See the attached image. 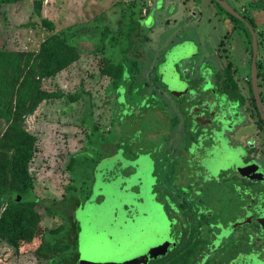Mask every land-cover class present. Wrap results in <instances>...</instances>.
<instances>
[{
	"label": "rangeland",
	"instance_id": "1",
	"mask_svg": "<svg viewBox=\"0 0 264 264\" xmlns=\"http://www.w3.org/2000/svg\"><path fill=\"white\" fill-rule=\"evenodd\" d=\"M162 1L161 5L157 0H22L0 10V52L10 53L9 58L20 52L19 62L24 65L26 61L28 74L36 82L34 97L18 100L20 106L14 98L12 109L14 123L32 139L27 169L34 195L45 204L62 199L65 186L73 178L67 169L70 158L77 154L89 157L87 169L83 166L85 180L73 182L79 189L76 198L83 204L76 217L80 264H146L145 254L151 256L166 248L169 223L165 216L159 218L158 239H151L147 233L151 223L148 214L162 212L161 205L155 204L163 201L157 196L163 191L160 179L172 184L180 173L186 178L189 170L195 171L194 183L187 178L184 185L201 188L203 195L199 199L203 207L224 219V223L238 217L234 205L236 191L228 190L227 186L236 183L233 168L239 172L235 162L242 151L231 148L246 146L243 135L253 131L238 129L245 121L242 118L245 113L216 95L215 72H221L227 64L233 67L235 81L247 102L248 119L251 123L258 121L248 81L252 43L245 28L221 10L216 0H176L184 4V10L202 8L199 23L189 22L184 10L173 22L168 13L171 0ZM225 1L239 13L249 9L255 17L260 43L257 56L263 59L264 0ZM136 5L140 10L138 35L137 31L132 34L130 24L137 19ZM64 28L66 33L55 34ZM46 40L47 44L55 42L61 46L65 55L71 54L72 63L56 74H52L51 66L44 60ZM69 44L72 51L67 47ZM109 48L117 54L111 56ZM124 52L130 61L133 56L138 58L141 74L128 83L132 95L125 94L121 86L115 103L116 94L108 91L113 81L108 60L115 57L119 62ZM11 64L6 58L3 60L0 84L9 83ZM22 69L20 78L27 70ZM157 71L161 81L154 79ZM208 75L211 82L205 86ZM205 87L219 100V106L213 104L211 109L219 115L216 124L226 125L223 129L228 130L227 134L224 130L212 134L213 122L200 124L209 115L199 106H187L186 100L190 97L188 101L195 102V95L198 101L209 100L208 93L196 92ZM156 92L154 102L158 108L153 110L154 115L149 110L146 114L140 110L141 114L133 117V105L150 101L148 94ZM6 95V90L0 92L1 106ZM86 99L102 136L107 138L111 134L109 144L98 136L90 145L86 140L90 128L81 122ZM174 115L176 120L172 124ZM130 118L136 119L130 122ZM10 123L0 116V141ZM231 123L236 130H232ZM261 139L257 151L264 154L263 131ZM121 142L127 147L119 149ZM204 147L206 156L202 157L198 152ZM1 149L0 155L4 153ZM164 149L170 157L161 155ZM7 154L9 159H15L13 151ZM187 157L194 162L193 169L188 171ZM170 163L175 166L169 167ZM19 168L9 166L6 173L10 184L16 187L18 179L14 182L11 177H21ZM166 168L170 176L163 177ZM181 183L182 179L176 185ZM4 207L5 204H0V218ZM35 210L41 217L36 233L30 241L21 240L17 247L0 242V264H54L50 259L55 252L42 247V235L58 228L63 221L46 215L40 206ZM140 230L145 235L138 233ZM222 233L227 234L225 230Z\"/></svg>",
	"mask_w": 264,
	"mask_h": 264
},
{
	"label": "trees",
	"instance_id": "2",
	"mask_svg": "<svg viewBox=\"0 0 264 264\" xmlns=\"http://www.w3.org/2000/svg\"><path fill=\"white\" fill-rule=\"evenodd\" d=\"M17 1H22V0H0V4H11V3H16ZM219 8L221 10H224L227 13V15H229V17L236 24H239L245 28V32L247 33L251 44L252 37L248 27L250 26L256 35L257 44L259 48L260 43L257 37L259 36V32H257L255 17L251 14L250 10L248 9L239 13L236 11V9H234L243 19L240 20L232 16L230 13H228L220 5ZM134 10H136L137 19H133L132 23H130L133 26V28H131V32L133 34L134 32L137 31V33L135 34L138 35L141 30V26L139 24L140 10L138 9V5L134 6ZM52 26L53 24L51 25V27ZM61 33L64 32L60 31L55 34H61ZM43 45H45V50H46L44 60L51 66L50 68L52 74L53 73L56 74L57 72L61 71L62 69H64L65 67H67L69 64L72 63L71 54L65 55L63 53L62 47L56 46L55 42H53L52 44H47V40H46V42ZM67 47L69 48L70 51H72L71 50L72 45L69 44L67 45ZM108 50L110 51V48ZM250 51L252 54V47ZM114 53L115 55L117 54L116 52ZM114 53L111 52L110 55L112 56ZM9 55L10 53L0 52V68L3 65V60H5V58L7 59L8 62L11 61L12 63L11 64L12 69L9 75V79H10L9 83L0 84V92L6 90L8 94V96L6 95L5 97H3V101L5 102L4 105L2 106L0 105V116L4 118L6 121H12V123L8 125V128L4 133L2 140L0 141V147L2 148L1 150H4V153L0 155V204H5L3 213L1 214V218H0V238H3L4 241H7V243L15 247L19 245L21 240L30 241L33 237V234L36 233V227L40 222V216L36 212L35 207L40 206L46 215L58 217L63 221V224L60 225L58 228L52 230L48 234L42 235V247H45L51 252H55L54 257L51 258L50 261L53 260L52 262L54 264H64V263L77 264L78 260H80L81 258L78 249L79 240H80V230L74 212L76 210H79L83 206V204H81L76 198V194L79 191V189H77L73 185V182L81 180V183H83V181L85 180L84 178L85 176L83 177L82 174H84L87 169V163L89 162V157L83 158L79 156L80 154H77V155H73L70 158L67 169L69 171L71 170V172L73 173V178L71 179V183L65 186L64 189L66 192H65V196L62 199L51 200L45 204L41 199H39L34 195L33 181H31L27 169L29 163L27 160L30 159L31 156L32 139L29 135L21 131L20 125H16L14 123V118H13L14 112L12 111V109H13L14 98L17 99V103L20 106V102H18V100L21 101L28 100L34 97L37 91L35 87L36 82L34 81V78L30 76V73L28 74L29 67L26 61L24 65H22L19 62L18 58L21 57L22 54L20 52L12 53L11 55H13V58H9L8 57ZM127 55L128 54L125 52L122 53V57L119 62L115 60V57L114 59L108 60V67L113 72V81L108 86V91H113L116 94L115 103H117L120 97L117 92L121 86H123V90L125 94L129 96L132 95V93L128 89V85H129L128 83L131 80H133L132 78L135 77L137 74H141L140 72L141 70L139 66L140 63L138 58L133 56L132 60L130 61ZM24 67L27 68V70L20 78L21 72L23 70L22 68ZM256 71H257V86L259 93L262 96L261 105L264 107V103H263L264 58L262 59L261 56L259 58L257 56ZM215 76H216V86H217V88L215 89V91L217 92L216 95L220 94L219 96L222 97L224 100L229 101L232 107H240L243 104L244 99L240 94V89L238 87L237 82L235 81L233 67L230 64H227L226 68H224L221 72L216 71ZM126 77L128 78L126 79ZM156 78H159L160 81L162 80L161 76L158 75V71H157V77H155L154 79ZM248 79H250L249 76ZM208 84H205V86ZM249 85H250L249 90L250 93L252 94V85L251 83ZM163 90L166 89L163 88ZM202 90L205 91V93L209 94V100L202 101V99H200L198 101L196 98L197 95H195L193 97H195L194 99L196 101L190 102L188 101L190 97L189 98L187 97L188 99L186 100L187 101L186 103L188 107L194 105V106H199L200 109H203V107L200 106L203 103L206 105L219 104V100L216 99L214 94L212 92H207V90H209L208 87H205L203 89L199 88V90H197L196 92L199 91L198 93H203ZM148 95L151 97L150 101L146 99L143 100L140 104H135L136 106L133 105V112H132L133 117L140 115L141 114L140 110H144L145 111L144 114H146L149 111L152 112L153 114V110L157 107L154 102V98L157 97V92L154 94L150 93ZM77 98L78 96H75V99ZM89 104H90L89 99H86L85 112L81 119L82 124L90 128L89 133L86 136L87 137L86 140L90 145L96 139L95 137L98 136V138L101 137L100 140L104 139L105 141H108L107 143L109 144L111 142V134L107 138H104L102 136L100 130L95 126L93 122L92 110ZM253 105L254 108L256 109L254 98H253ZM182 110L183 112L185 111V114L188 116V112L186 111V108ZM122 111L125 112V110ZM129 116L130 115L128 114L125 115L126 119H128ZM134 119L136 118H130L129 121L133 122ZM116 120L114 121V123H116ZM175 120L176 117L174 115L171 118L172 124ZM118 123L119 122H117V124ZM121 123L125 124L126 122L121 121ZM111 124H113L112 121ZM169 135L170 132L168 133L167 136L169 137ZM119 145H120L119 149L127 147V145H123L122 142ZM7 151L8 152L13 151L15 159H9ZM165 153L166 150L164 151V153H161V155L162 154L164 155ZM95 163L97 162H94V164ZM9 166L11 169L18 168L20 166L19 169H20L21 177L20 178L19 176L11 177L14 182H17L18 179L19 187H16V185H11L6 176ZM83 166L86 167V169L83 168ZM74 171L75 172L77 171V173H74Z\"/></svg>",
	"mask_w": 264,
	"mask_h": 264
},
{
	"label": "flooded vegetation",
	"instance_id": "3",
	"mask_svg": "<svg viewBox=\"0 0 264 264\" xmlns=\"http://www.w3.org/2000/svg\"><path fill=\"white\" fill-rule=\"evenodd\" d=\"M209 77L210 75H208ZM249 80L252 85V80ZM209 82H211L210 78L204 85ZM202 92L205 91L202 90ZM207 92H211L210 89ZM242 97L244 102L238 109L241 108L240 110L245 113V115H242L245 121L237 127L244 130V132L248 129L253 132L243 135V141L246 142V146L239 147L235 145L231 148L235 151L240 148L242 151V154L239 155V160L235 162L240 169L239 172L232 167L233 174L236 175L234 176L236 177L234 180L236 183L232 184L233 186H227L228 190L236 191L234 205L238 217L234 218L233 222H231V219L230 222L226 220V223H224V219H220L211 210L203 207L202 199H199L203 195L200 187L184 185V179L187 178H191L190 181L194 183L192 174L195 171L189 170L194 165L193 158L187 157L185 162L190 167L187 169L189 171L186 178L180 173L176 180L172 177V184H167V181L160 179L159 185L163 187V191L157 196L163 201L161 203L156 201L155 204L161 205L162 212L161 214H156L155 212L148 214L151 223L147 233H150L151 239H158L159 234L156 230L160 224L159 218L165 216L164 220L169 223V232L166 235L169 245L163 254L155 258L148 257L146 264H264V154L257 151L258 143L262 142L260 134L262 131L264 132V107L261 105L262 96L259 93L260 109L258 108L252 89L250 97L252 105L254 98L257 110L254 105L253 108L258 116V121L251 123L248 119L245 96L242 95ZM207 105H201L203 109L200 110L205 113L208 112L209 117L203 119L200 124L213 122L212 134L214 131L222 132L221 130H224L225 134H227L228 130L223 129L226 125L216 124L218 122L215 120L219 115L216 116L213 113L212 105ZM231 127L233 130L234 125L232 123ZM205 150L206 148L204 147L198 154H201L200 156L202 157L206 156ZM165 154H167L166 157H170L169 153ZM175 163H170L169 167L173 168ZM164 170L162 176H170L166 174L168 169ZM177 171L180 172V170ZM181 179L183 183L176 185L177 181ZM77 211L74 212L75 217H77ZM150 226H153L151 227L152 229H150ZM222 229L227 234L224 235ZM138 233L143 234L144 231L140 230ZM230 242L231 245H229ZM80 260H78L77 264H80Z\"/></svg>",
	"mask_w": 264,
	"mask_h": 264
},
{
	"label": "water",
	"instance_id": "4",
	"mask_svg": "<svg viewBox=\"0 0 264 264\" xmlns=\"http://www.w3.org/2000/svg\"><path fill=\"white\" fill-rule=\"evenodd\" d=\"M216 2L223 8L225 9L228 13H230L232 16L243 20L239 14L232 8L230 7L227 2L225 0H216ZM249 27V31L251 33V37H252V63H251V80H252V89L254 92V96H255V100H256V104L258 106V108L260 109V101H259V92H258V86H257V71H256V57H257V51H258V44H257V39H256V35L253 31V29ZM177 47H174L172 49H175ZM171 49V51H172ZM170 52V51H169ZM166 248H164L163 250H156L154 254H152L151 256H149V254H145L146 259L148 257L151 258H155L158 255H161L165 252ZM154 252V251H153ZM145 264V263H144Z\"/></svg>",
	"mask_w": 264,
	"mask_h": 264
},
{
	"label": "crops",
	"instance_id": "5",
	"mask_svg": "<svg viewBox=\"0 0 264 264\" xmlns=\"http://www.w3.org/2000/svg\"><path fill=\"white\" fill-rule=\"evenodd\" d=\"M160 1L161 2V5H162V0H157V2ZM156 2V10H158V3ZM172 2V5H169L170 6V9H168V13L169 15H172L171 17V20H173V22H175L174 20L177 19L178 15L181 13V11L184 10V4L182 2H179L177 3L176 0H171ZM11 4H15V3H11ZM11 4H0V10L2 9H7L6 7L11 5ZM210 6V5H209ZM162 8V6H161ZM186 11V16L188 17V21L189 22H192V21H195V22H200L203 18V14H202V8H193L192 10H184ZM7 13V11H6ZM8 14V13H7ZM207 22H209L210 20L209 19H206ZM69 28H67L68 30ZM63 32L66 33V28L63 29ZM55 33V32H54ZM201 58V57H200ZM198 59H195V61H197ZM63 198V197H62ZM40 221H41V217H40ZM0 242H5L3 238H0Z\"/></svg>",
	"mask_w": 264,
	"mask_h": 264
}]
</instances>
